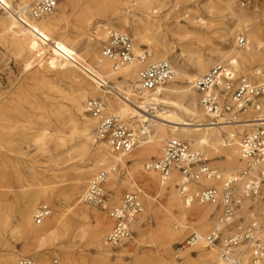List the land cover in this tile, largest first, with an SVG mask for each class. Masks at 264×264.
<instances>
[{
  "label": "bare ground",
  "instance_id": "bare-ground-1",
  "mask_svg": "<svg viewBox=\"0 0 264 264\" xmlns=\"http://www.w3.org/2000/svg\"><path fill=\"white\" fill-rule=\"evenodd\" d=\"M36 1L0 0V10L3 11V15H0V46L11 48L13 56L21 61L26 73L35 69L29 74L30 79L45 87L49 93H42L43 99L31 102L29 106L25 103L13 107L0 105V113L14 114L30 120V115L34 111L43 110L46 117L42 118L41 127L34 126L36 132L30 138L23 135L22 139L34 142L41 153H49L47 143H52L54 150L62 149L69 143L70 149L63 154H67L68 157L73 153L80 164L73 167L76 173L73 175V183L62 199L66 206L59 216L51 213L43 224L35 225L32 217L36 201L39 198L47 199L43 197L46 193L32 192L31 197L24 194L22 195L24 197L18 199L19 205L24 207V212L17 231L27 244L35 242L37 251H40L47 243L56 241L59 230L62 235H80L83 239L87 234L83 224L88 217L80 200L73 201L79 193L80 186L102 167L120 164L122 168H126L124 172L131 179L132 186L139 187L129 168L131 166L138 168L142 161L151 159L159 149L162 154V145L166 139L186 141L191 153L202 155L207 161L213 160L211 164L225 177H237L241 174L245 169V163L239 156V137L242 132H250L258 125L257 111L248 109L245 123L213 126L199 105V97L192 89V83L216 65L231 66L235 71L238 68L256 67L255 70L250 69L253 76L247 77L258 79L261 74L260 65L264 64V13H258L257 8L253 10L240 8L236 0H221L223 11L227 13L228 25L220 31L219 46L208 48L206 54L181 51L175 55L173 65L177 73L175 80L153 93H141L137 91L138 71L159 60L169 61L170 55L174 54V40H186L198 32L193 26L180 25V21H190V24H199L201 27L206 25L202 29L207 32L212 29L211 8L204 5L207 0H202L205 1L204 4L201 0H89V2L65 0L59 4L53 16L30 20L25 12ZM191 4L207 9V20L192 18L188 11L190 9H186L187 12L183 11L182 16L175 19L176 26L170 33L172 39L169 38L170 36L163 30L161 20H168L171 15L177 14L180 9ZM99 10H103L109 17L108 24L112 29L123 31L120 27L133 28V37L136 40V45L133 44V53L136 56L142 55L140 47L148 46L149 57L145 61L134 59L119 73L113 72L111 63L103 59L101 52L98 55L96 51V44L99 42L100 45L105 40L101 26L96 22L91 36L90 33H86L94 22V14ZM13 11H19L20 18H17ZM71 18H75L72 35L68 36L62 32L54 37V33ZM240 34L246 38V46L237 51L234 44L241 38ZM230 39L233 44L225 49ZM191 68L194 73H190ZM49 71L54 73L52 80L47 74ZM104 85L107 88L105 93L101 91ZM86 86L93 87L95 92H88ZM95 93L101 94L99 97L106 103L102 118L115 115L128 123L134 131L139 130L141 126L147 129V142L142 147L125 157H119L111 154L104 144L93 142L90 137L91 126L98 118L94 119L84 113V103L88 98H93ZM49 118L53 119L54 123H51ZM67 125L69 134L66 137L63 129ZM49 128H54L52 134L48 132ZM92 149H95V152H92ZM136 151L138 154L133 155ZM219 157L224 159L216 161L215 159ZM126 162L133 164L125 165ZM26 170L24 177L19 176L20 180L39 182L41 178L47 175L55 176L57 172L55 169L39 166L33 161L26 166ZM257 171L258 169L254 168L251 175H256ZM116 173L110 175L106 187L118 193L121 187H126L124 184L126 182L118 183ZM147 174L139 176V183L147 190L156 189L157 194L153 197L148 193L144 194L140 188L137 190L144 195L142 200L148 201L146 214L152 213L156 216L157 230L165 239L176 236L170 229L173 221L177 224L176 228L201 234L202 230L210 225L211 217L217 214L218 218L220 212L218 205L192 204L188 208L183 206L176 190L178 180L175 174L163 184L155 172ZM203 185L207 183L204 182ZM132 186L129 190H133ZM161 194L166 197V202L164 205L156 202L161 209L155 210L151 204ZM235 195L240 200L241 210L254 204L258 218L264 224V201L260 198L253 200L247 197L242 182L236 185ZM174 210L178 211V216H174ZM142 219L144 216L141 214L139 221L134 220L131 229L143 239L146 233L141 229ZM188 219L195 221L193 225L187 222ZM51 221L55 222V227L49 230L48 224ZM108 221L112 226L109 217ZM101 234L102 231L95 237L99 264H109L110 253L105 250ZM202 249L209 250L201 252ZM195 251L200 253L197 257H192L193 261L187 264H213L219 260L217 257L219 251L216 247L196 245L190 249V252ZM118 255L119 258L122 257L121 254ZM186 256L191 257L189 253H186ZM0 259L2 264H16L14 257L5 252Z\"/></svg>",
  "mask_w": 264,
  "mask_h": 264
},
{
  "label": "built area",
  "instance_id": "built-area-1",
  "mask_svg": "<svg viewBox=\"0 0 264 264\" xmlns=\"http://www.w3.org/2000/svg\"><path fill=\"white\" fill-rule=\"evenodd\" d=\"M63 0H37L25 12L28 19H38L53 13ZM244 6L247 0H240ZM13 14L20 18L19 11ZM105 40L101 42V53L111 63L114 73L122 71L131 61H145L149 52L134 55L133 39L126 31H116L101 26ZM246 46L241 37L237 47ZM175 67L167 60H159L144 67L138 74L137 91L153 93L163 85L175 80ZM104 88V86H103ZM192 89L198 94L199 105L210 118L213 126L245 123L248 109L257 111V126L250 132H242L239 137V156L245 169L237 177H225L202 155L190 152L189 144L181 139H166L161 156L145 164L146 172H155L160 183L168 182L176 175L177 193L185 208L218 205L220 212L213 227L206 233L192 232L180 243V248L203 245L216 247L219 260L216 264H264V224L260 222L255 205L247 211V223L240 224L238 211L240 200L235 195L239 182L244 193L255 200L264 201V74L258 79L238 75L231 66L216 65L207 73L195 79ZM106 104L100 97L88 98L84 103V113L96 120L90 131L95 144H104L116 156L125 157L147 142L148 131L144 127L134 131L119 121V117L104 114ZM151 110V109H150ZM128 165V162L125 163ZM120 164L102 167L87 182L80 202L95 208H103L107 192L105 185L110 175L118 172ZM258 169L256 175L251 170ZM123 170H126L124 167ZM206 182L207 185H203ZM144 196L139 190L124 194L121 202L108 211L112 226L106 238L111 248L126 245L131 239L130 225L144 210ZM104 209V208H103ZM47 205L39 206L33 214L35 225H41L51 216ZM16 264H37L30 256H19Z\"/></svg>",
  "mask_w": 264,
  "mask_h": 264
},
{
  "label": "rangeland",
  "instance_id": "rangeland-1",
  "mask_svg": "<svg viewBox=\"0 0 264 264\" xmlns=\"http://www.w3.org/2000/svg\"><path fill=\"white\" fill-rule=\"evenodd\" d=\"M86 1L89 2V0ZM64 2L65 0H63V3ZM201 3L204 4L205 1H202ZM236 4L238 7L243 9L250 8L253 10L254 8H257L259 11L258 13H264V0H247L244 6L241 5L240 0H236ZM204 5H206V7L208 6V8H211L210 11L212 12L213 16L212 29L207 32L202 29L206 25L201 27L199 24H190V21H180V25H186L188 27L193 26L198 32H195L194 35H190L186 40H174V54L170 55L169 60L172 65H174L175 55L181 53V51L187 53L201 52L202 54H206L208 48H211L212 46H219L221 37L220 31L222 28L228 25V19L226 17L227 13L223 11L221 0H207ZM186 9H190L188 11L191 13L190 16L192 18H202L207 20V9L199 8L198 6H195V4L188 5L187 7H184L183 9H180V11L176 12L177 14L171 15L168 20H161L163 30L167 36H170L171 31L176 26L175 19L178 17L180 18L182 16V12L184 11L185 13ZM56 12L57 10L48 16H53L56 14ZM0 15H3L2 10H0ZM94 15V22L90 25L88 31H86L87 34L90 33V36L94 31V24H96V22H98V25L100 26L104 25L110 27L108 24L109 17L106 16L103 10L97 11V14ZM74 25L75 18H71L67 24L62 25L54 33V37L62 32L68 36L72 35V29ZM120 30L128 32L133 39V44L136 45V40H134L133 37L132 27H120ZM239 37L244 36L240 34ZM169 38H171V36ZM232 44V39H230L229 44L227 47H225V49L230 48L229 46ZM96 47V51L98 55H100L101 43L99 45L98 42ZM234 48L237 51L242 49L238 48L237 44H234ZM140 49L143 51L149 49V47L141 46ZM260 67L261 73L264 74V64H261ZM142 69L143 68H141L138 72H140ZM250 69L255 70L256 67L245 69L238 68L237 73L238 75L245 77H252L253 75L251 74ZM34 70L35 69L32 71ZM30 73H26L24 71L21 61L13 56L10 47L4 48L0 46L1 106L6 105L8 107H13L20 103H25L26 106H29L31 102L41 101L43 99L42 93H49L45 87L34 83L30 79ZM190 73H194L192 68L190 69ZM47 74L49 75L50 80H52V74L54 73L49 71ZM120 80H122V78H120ZM86 87L88 92H95L93 87ZM106 90L107 88L104 85V88H102L101 91L105 93ZM99 93H95L94 98L99 97L101 95ZM30 116L31 117L29 120L28 118L19 117L14 114H5L4 112L0 113V240L2 241V243H0V256L4 252L11 254L14 257V261H16L19 256H30L37 262V264H61L62 262L64 264H99V257L96 252L97 242L95 237L101 231L102 234L100 238L104 242L105 250L110 253L109 264H187L188 262L193 261L192 257L198 256L200 252H190L191 247L184 249L180 248V243L186 239L191 232L190 230L176 228L177 224H175V221L172 222L170 229L173 233H176V236L169 237L167 239L164 238L163 234L157 230L156 216L152 213L146 214L149 204L146 199L144 200V210L142 213L144 219H142L140 222L141 229L144 231V233H146L144 238L142 239L138 237L137 234L131 229L132 223L130 225L131 239L126 245L111 248L106 243V238L111 229V225L107 217L108 211L121 202L124 194L134 192L138 188L143 190L144 194L148 193L153 197H155L157 194L156 189L147 190L142 185H140L139 176L142 174L148 175L144 169V166L145 164H149L152 161L158 159L161 156V149H159L157 153L151 157V159L142 161L138 168L132 166L129 168L131 176L139 187L136 188L135 186H132L133 183L124 172V167H120L116 173L118 183L123 184V182H126L124 183L126 184V187H121L118 193H115L109 190L105 185L107 197L105 203L103 204L104 209L89 207L82 203V206L84 207V213L88 217L83 224V227L86 228L87 233L83 239L80 238V235H62L63 233L61 230H59L56 241L47 243L41 248L40 251H37L38 249L35 242H30V244H27V241H25L21 234L17 231L22 213L24 212V207L19 205L18 199L24 194H27L28 197H31L30 194L32 192H37L40 194L44 192L46 195L43 197H47V199L39 198L36 201L37 204L34 209L36 210L41 205H47L50 207L52 213L55 216H59L61 212L65 210L66 206L62 199L65 197L68 187L73 183V175L76 173L73 167L80 164V161L75 158L73 153L68 157L67 154H63L68 149H70L69 143L64 148L58 150H54L52 143H47L46 146L49 153H41L38 151V146L34 142L31 140L22 139L23 135H26V137L30 138L32 134L36 132L34 126L38 125L41 127V123L43 121L42 118L45 119L46 117L43 110L38 112L34 111ZM49 120H51V123H54L53 119L49 118ZM119 121L129 127L128 123L122 121L120 118ZM95 124L96 120L94 124H92L91 129L95 126ZM129 128L131 129L132 127ZM53 130L54 128H49L48 132L52 134ZM63 132L67 137L69 134L68 125L65 126ZM94 150L92 149V152H95ZM137 154L138 151H136L133 155ZM223 159L224 158L219 157L215 160L221 161ZM32 161L36 162L39 166L55 169L57 171L56 175L52 177L47 175L45 178H41L39 182L20 180L19 176L24 177V175L27 173L26 166H28V164ZM212 161L213 160H210L209 163L211 164ZM132 164L133 162H128L129 166ZM212 166L214 167V165ZM91 177L92 176H90L87 181L80 186L79 193L73 201L80 200L85 186ZM39 183L40 185H38ZM130 186L133 187V190H129ZM37 197H39V195ZM53 197H58L60 200H57V198L55 199ZM156 202L164 205L166 202V197L161 194L157 200L151 204L153 209H161ZM248 207L242 210L240 208L238 211L237 215L238 217H241L240 224H237L238 226H242L247 223V211L250 209ZM173 212L175 214L174 216H178L177 210H174ZM216 219L217 214L214 217H211L210 225L206 229H203L202 233L208 232L215 224ZM136 220L139 221V217ZM187 222L192 224L195 221L188 219ZM54 227L55 222H49L48 229L50 230ZM208 250L209 249H202L201 252H208ZM186 253H189V256L191 257L188 258ZM118 254H121L122 257L119 258ZM217 257L219 258L218 254ZM0 264H2L1 259ZM213 264H216V262Z\"/></svg>",
  "mask_w": 264,
  "mask_h": 264
}]
</instances>
